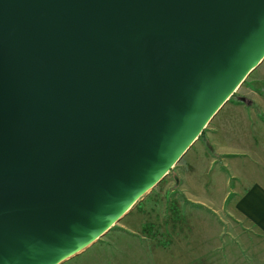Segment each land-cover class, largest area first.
I'll list each match as a JSON object with an SVG mask.
<instances>
[{
    "label": "water",
    "instance_id": "water-1",
    "mask_svg": "<svg viewBox=\"0 0 264 264\" xmlns=\"http://www.w3.org/2000/svg\"><path fill=\"white\" fill-rule=\"evenodd\" d=\"M263 60L264 0H0V264L91 247Z\"/></svg>",
    "mask_w": 264,
    "mask_h": 264
},
{
    "label": "rangeland",
    "instance_id": "rangeland-1",
    "mask_svg": "<svg viewBox=\"0 0 264 264\" xmlns=\"http://www.w3.org/2000/svg\"><path fill=\"white\" fill-rule=\"evenodd\" d=\"M252 77L253 72L231 100L242 96ZM210 129L209 123L199 139L210 138ZM193 147L156 187L93 244L94 254L89 252L67 264H227L226 249L238 243L237 221L228 213L235 197L210 194L212 157L207 151L204 155L208 166L198 174L199 182L203 183L198 188L201 192L189 188L196 182L192 167L197 166L189 162ZM136 225L139 229L134 232ZM239 226L243 228L242 223Z\"/></svg>",
    "mask_w": 264,
    "mask_h": 264
},
{
    "label": "crops",
    "instance_id": "crops-1",
    "mask_svg": "<svg viewBox=\"0 0 264 264\" xmlns=\"http://www.w3.org/2000/svg\"><path fill=\"white\" fill-rule=\"evenodd\" d=\"M251 79L242 96L227 101L213 116L210 138L198 139L192 145L193 154L189 157L190 164L197 166L192 167L195 185L189 188L201 192L198 188H202L203 183L199 182L198 174L208 166L204 155L207 151L212 157L210 194L235 197L228 206V213L237 221L238 243L226 249L227 264H264V60L253 71ZM191 147L187 152L192 150ZM241 223L243 228L239 226ZM139 226L136 225L134 232ZM94 248L92 245L81 252L82 255L62 264L89 252L94 254ZM88 261L91 263L85 259Z\"/></svg>",
    "mask_w": 264,
    "mask_h": 264
},
{
    "label": "trees",
    "instance_id": "trees-1",
    "mask_svg": "<svg viewBox=\"0 0 264 264\" xmlns=\"http://www.w3.org/2000/svg\"><path fill=\"white\" fill-rule=\"evenodd\" d=\"M233 96H234V94L230 97V99L229 100H231L232 98H233ZM201 136V135H200ZM199 139V138H198Z\"/></svg>",
    "mask_w": 264,
    "mask_h": 264
}]
</instances>
